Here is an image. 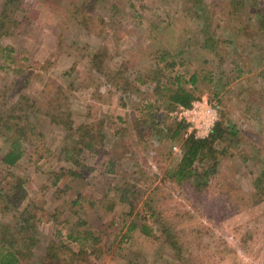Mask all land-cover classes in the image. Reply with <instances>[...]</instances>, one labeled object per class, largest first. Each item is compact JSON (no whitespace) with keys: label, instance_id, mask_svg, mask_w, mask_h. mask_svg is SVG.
<instances>
[{"label":"rangeland","instance_id":"obj_1","mask_svg":"<svg viewBox=\"0 0 264 264\" xmlns=\"http://www.w3.org/2000/svg\"><path fill=\"white\" fill-rule=\"evenodd\" d=\"M27 1L31 18L0 33V106L26 95L42 110L13 170L20 208L0 170V223L17 225L28 204L38 221L22 264H54L52 243L78 255L67 264H264V204L251 200L264 170V0ZM158 72L239 132L195 163L194 181L178 182L182 147L207 130L157 93ZM87 129L102 142L68 163L64 147Z\"/></svg>","mask_w":264,"mask_h":264},{"label":"trees","instance_id":"obj_2","mask_svg":"<svg viewBox=\"0 0 264 264\" xmlns=\"http://www.w3.org/2000/svg\"><path fill=\"white\" fill-rule=\"evenodd\" d=\"M27 0H6L4 3L3 13L0 20V33L5 32L4 36H8L11 32L13 25H16L18 29V21L15 23L13 17L16 18V14L21 12L25 15V18H31L29 9H27ZM30 4V3H29ZM15 30V29H13ZM101 55H97L96 59H99ZM153 76V77H152ZM149 80L156 79L159 88L157 93L169 95L168 101L170 106L175 108L176 106H182L184 108H191L193 103L197 100L196 89L189 91L183 85L180 78H176V89H172L171 86L163 83V75L161 72L152 75ZM148 80V81H149ZM144 83V80H141ZM147 81V82H148ZM191 85H196L198 80L196 76H192L190 81ZM188 83V82H186ZM185 83V84H186ZM22 84V88H23ZM42 113L41 108L37 107L35 101L26 95H21L17 101L10 106L1 103L0 106V139L3 140L7 146L6 153L0 157V170L1 174L5 176L4 180L15 179V186L10 192L15 191L12 195L11 201L15 203L16 208H20L22 203L27 200L26 189L21 184V180L14 175V169L18 167L20 162L28 156V148L30 146V140L38 132V125L36 123V114ZM37 115V118H38ZM222 115L221 121L216 123L209 136L205 139H196L191 136L184 141L182 159L177 169L178 182L185 180L199 179L202 175L196 172L195 163L198 161H204L208 158L216 159L217 149L215 146L218 143H227L229 138H239V132L232 131V128L226 122ZM35 118V120H34ZM59 123V122H58ZM177 129L174 131L172 139L178 140L182 138L183 133L188 128L186 122L181 121L177 123ZM78 130H81L78 128ZM43 134H39L42 136ZM100 137L93 134L92 131L87 129L83 135H79L77 139L70 140V143L64 147L66 153V159L70 164L77 166L79 164V157L84 154L85 151L95 152L97 146L102 142L99 141ZM256 148H258L255 145ZM264 164V159H263ZM111 166V164L109 163ZM215 170V169H214ZM208 173V171H207ZM72 174H76L72 172ZM207 175V174H206ZM60 180V178L58 179ZM180 180V181H179ZM188 180V181H189ZM20 183V184H19ZM207 185V183L205 184ZM128 190V189H127ZM9 199L3 191L0 190V201ZM8 199L5 204H7ZM129 198L125 196L124 202H129ZM251 200L254 205L264 204V170L257 176L255 180L254 193ZM28 204L25 209H30ZM7 209V208H6ZM24 209V210H25ZM24 211V216L21 215L17 225L0 223V264H22V261L30 259L33 255V249H35L40 243L35 233L37 232V218L30 212ZM135 225L131 227L130 231L134 230ZM92 235L87 233V237ZM73 236V235H71ZM76 240L82 241L81 237H75ZM86 239V238H84ZM75 240V241H76ZM85 241V240H84ZM58 245L52 243L47 247L48 258L54 259V264H67L66 256L78 255L71 249H67L63 245L59 246V250L55 249ZM68 252V253H67ZM63 258L65 261H63Z\"/></svg>","mask_w":264,"mask_h":264},{"label":"built area","instance_id":"obj_3","mask_svg":"<svg viewBox=\"0 0 264 264\" xmlns=\"http://www.w3.org/2000/svg\"><path fill=\"white\" fill-rule=\"evenodd\" d=\"M201 105H207V102L204 103H198L194 102L191 108H184L182 106H178L179 110L182 111L183 114H185V121L186 122H193L198 117L200 119V123L198 126V129L200 130H207L206 135L203 136L202 139H205L209 136L212 129L215 127V119H216V113L212 110V107H204ZM191 117V118H188Z\"/></svg>","mask_w":264,"mask_h":264}]
</instances>
